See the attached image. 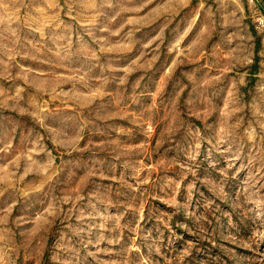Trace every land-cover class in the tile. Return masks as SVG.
Wrapping results in <instances>:
<instances>
[{"label":"rangeland","instance_id":"374dc122","mask_svg":"<svg viewBox=\"0 0 264 264\" xmlns=\"http://www.w3.org/2000/svg\"><path fill=\"white\" fill-rule=\"evenodd\" d=\"M0 264H264V0H0Z\"/></svg>","mask_w":264,"mask_h":264}]
</instances>
